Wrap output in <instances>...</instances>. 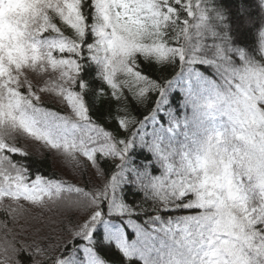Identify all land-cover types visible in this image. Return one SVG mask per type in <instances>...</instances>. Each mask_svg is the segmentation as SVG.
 Listing matches in <instances>:
<instances>
[{"label":"trees","instance_id":"trees-1","mask_svg":"<svg viewBox=\"0 0 264 264\" xmlns=\"http://www.w3.org/2000/svg\"><path fill=\"white\" fill-rule=\"evenodd\" d=\"M70 1L73 11L61 0L42 4L43 30L37 39L46 44L64 40L72 47L78 74L71 91L80 92L89 117L88 121L75 124L103 126V131L115 130L113 118L118 116L126 122H143L153 111L161 89L165 92L164 110L168 113L170 109V114L168 120H163V130L158 135H148L144 143L137 137L135 146L129 144L124 160H119L115 152L103 158L97 155L103 181L114 177L106 187L111 188L114 182L118 194L99 205L104 217L97 223L92 239L86 243L82 231L76 235V223L70 221L77 208H71L64 213L66 219L60 222V231L26 236L21 241L30 250L36 246L44 250L34 260L37 264H55L62 251L58 246L72 229L68 248L80 246L81 256L87 249L90 264H264V161L247 167L235 164L249 187V203L257 209V214L242 224H238L236 209L212 198L213 178L207 172L208 165L202 169L198 184L190 179L193 151L213 128L212 119L223 128L231 127L232 111L239 105L250 119L264 123V0ZM242 15L251 22L250 26L242 21ZM164 53L167 59H160ZM145 65L151 69L148 74L152 76L148 78H142L138 70L143 71ZM189 80L198 85L188 89ZM221 86L229 90V95L217 103ZM116 89L122 90L117 92L118 101L112 98ZM118 108L122 109L117 112ZM26 110L34 117L37 110L49 112L61 117L62 124H74L54 102L44 100ZM176 121L180 132L171 134L166 126ZM38 123L41 127L50 126L43 120ZM127 126L131 131L138 125ZM186 130L193 134L192 140L184 138ZM151 131L149 122L147 132ZM61 138L65 137L55 139ZM76 139L79 142V137ZM0 140L6 142L5 148L26 151V155L17 153L12 159L26 166L33 177L37 172L45 177L61 176L49 151H28L21 143L23 137L11 140L1 132ZM146 161H151V165ZM149 168L151 172L147 171ZM228 169L231 170L230 164ZM64 182L75 188L72 181ZM79 184L80 192L86 188L93 193L98 191L99 186L91 177H84ZM91 206H85L87 211ZM145 212L158 217L151 229L156 237L154 245L150 251L137 252L135 257L126 259L113 231L123 222L119 214L133 217ZM217 236L219 239L214 242ZM133 238L134 235L129 236V240ZM229 238L234 246L224 250L221 259L215 247ZM26 259L21 252L20 264H28Z\"/></svg>","mask_w":264,"mask_h":264},{"label":"snow or ice","instance_id":"snow-or-ice-1","mask_svg":"<svg viewBox=\"0 0 264 264\" xmlns=\"http://www.w3.org/2000/svg\"><path fill=\"white\" fill-rule=\"evenodd\" d=\"M241 35H243V32H241ZM159 58L167 59V53L159 55ZM138 70L142 78L152 76L148 74L151 69L147 65H145L143 71L139 68ZM118 91L122 90L116 89L112 91V98L115 101L120 99L117 94ZM144 91L146 92L147 89ZM159 93V99H156L153 104V111L148 117H145L143 122L140 119L126 122L125 118L118 116L119 118H113L116 120L115 130L105 129L101 131L103 126L96 127L91 123H84L79 126L72 124L69 127L67 124L59 122L62 119L61 117L54 116L49 112H40V110H37L35 117H28L33 123L43 120L46 124H50L53 132H58L60 136L65 137V141L61 142L59 139H53L49 132H42L40 129L34 130V135L38 140L47 144L52 150L63 152L66 157L64 161L71 172L75 173L76 169L80 168V157L82 156L91 166L94 184L99 186L97 192L93 193L89 188L84 189V192H80L79 189L82 185L71 182L75 185V188H71L61 176L45 177L37 172L33 177L26 166L12 159V156L17 153L26 155V151L12 147L0 149V151L5 153L4 157H0V169L3 170L0 172V181L6 183L10 189L22 192L23 195L18 197V199L25 201L32 207H47L49 210L52 207L71 209L85 207L90 203L92 205L90 210L79 216L74 229H78L76 231L77 236L81 234V231L85 234L84 239L87 243L88 240L92 239V233L97 223L104 217L99 205L106 199H114L118 194L114 182L111 188L106 187L109 179L114 181V177L101 181L99 175H97V169L94 166L98 162L97 155L99 154L103 158L115 152L118 154L119 160H124L130 151L129 144L135 146L137 137L144 143L148 135H158L163 130V120H168L170 114V109L168 113L164 110L166 108L164 90L161 89ZM64 99L68 107L75 112L78 119L81 121L89 120L87 106L79 91L69 90L67 94H64ZM119 109L122 108H118L117 112H119ZM149 122L152 124L151 133L147 132ZM128 123H136L138 126L130 131L127 126ZM133 132L135 135H133ZM141 132L145 134L141 135ZM67 137H72V139L68 140ZM77 137H79V142H77ZM85 144H87V148L84 147ZM145 163L151 165L152 162L146 161ZM147 171L151 172V169L149 168ZM85 193H88V195H85ZM119 195L122 197V193H119ZM132 195H135V193H132ZM124 203L126 204V201ZM119 215L123 218V222L116 225L113 231L119 238L117 244L126 259L135 257L134 253L150 251L156 239L151 229L154 228V222L158 217H151L146 212L136 214L133 217H127L125 214ZM16 217L35 219V217H29L28 210L21 209L18 206L0 208V264H20L19 255L21 252L27 258L28 264H37L34 257L42 255L44 250L39 246L30 250L21 241L16 240L9 228L10 223L16 222ZM145 217H148V219L146 220ZM36 231L38 232L39 229ZM156 231L159 230L156 229ZM72 234L73 230L69 229L67 237L63 238V242L58 246L62 251L58 252L55 264H90L89 251L87 249L83 250L84 255L81 256L79 254L81 251L80 246L68 248V241L71 239ZM130 235H134L131 240H129ZM49 247L56 246L50 245ZM64 250H67V255L64 254Z\"/></svg>","mask_w":264,"mask_h":264},{"label":"rangeland","instance_id":"rangeland-1","mask_svg":"<svg viewBox=\"0 0 264 264\" xmlns=\"http://www.w3.org/2000/svg\"><path fill=\"white\" fill-rule=\"evenodd\" d=\"M50 1L52 0H0V132L5 138L11 140L23 137L24 141L21 143L28 151L41 154L49 151L58 173L66 180L81 183L84 177L93 178L88 162L81 156L80 168L76 169L75 173L71 172L66 166L64 161L66 157L63 152L52 150L47 144L38 140L34 130L49 132L53 139L59 138L60 134L53 132L50 126L41 127L38 121L35 123L30 121L28 117H34V113L26 110L33 104L47 100L61 107L65 113L64 116L72 123L81 121L64 99V94L71 90L78 74V66L71 55L72 47L64 40H53L46 44L37 39L43 30L40 9L42 4L44 5L45 2L48 4ZM61 2L70 11L74 10L70 0H61ZM247 10L245 8V11ZM242 17L245 25L250 26L251 22L248 18L245 15ZM195 85H198L196 81L186 82L188 89H193ZM166 129L171 134L180 132L177 121L173 122V125L171 123L167 125ZM56 133L58 135L54 137ZM192 135L188 130L183 132L184 138H190L189 140H192ZM60 141L64 142L65 138H61ZM5 143L0 140V149L5 148ZM4 156L5 153L0 151V157ZM94 166L97 169V175L103 181L97 163ZM204 166H207V161H201V169ZM230 167L229 183L234 188L231 199L234 205L239 206L237 212L240 217L239 224H241L245 219L251 218L256 209L249 203V187L243 182L242 173L236 170L235 164H230ZM2 171L0 169V172ZM236 182L241 185L240 189L236 186ZM22 195V192L10 189L6 183L0 181V208L18 206L28 210L29 217H35V219L15 218L16 222L9 227L15 238L18 237L20 241H23L26 236L40 234L44 236L45 233L53 234L54 231H60L59 224L61 220L66 219L64 213L71 209L52 207L49 210L47 207H32L18 199ZM72 210L75 209L72 208ZM86 212L87 207L77 208L70 223H77L79 216ZM66 228L68 229L69 225ZM37 229H39L38 232ZM59 235L60 233L57 234Z\"/></svg>","mask_w":264,"mask_h":264},{"label":"clouds","instance_id":"clouds-1","mask_svg":"<svg viewBox=\"0 0 264 264\" xmlns=\"http://www.w3.org/2000/svg\"><path fill=\"white\" fill-rule=\"evenodd\" d=\"M228 95L229 90L221 86L216 102L225 101ZM232 121L231 127L211 128L201 139L193 151L190 179L193 184L200 182L203 175L201 161H207V172L213 178L212 198L218 199L230 209L238 210L239 206L234 205L231 199L234 188L228 180V165L243 164L247 167L264 161V123L258 119H250L239 105L232 111ZM215 239L219 237H215L214 242ZM233 246L231 238L228 242L221 241L216 245L215 253L222 259V252ZM211 258L209 251V259Z\"/></svg>","mask_w":264,"mask_h":264}]
</instances>
